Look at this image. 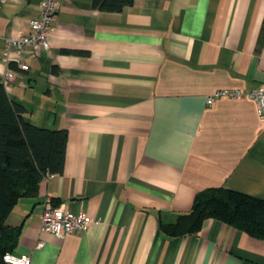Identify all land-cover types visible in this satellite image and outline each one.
I'll use <instances>...</instances> for the list:
<instances>
[{
	"label": "crops",
	"instance_id": "0c3cea01",
	"mask_svg": "<svg viewBox=\"0 0 264 264\" xmlns=\"http://www.w3.org/2000/svg\"><path fill=\"white\" fill-rule=\"evenodd\" d=\"M39 3L0 5V82L30 122L66 129L65 159L12 207L10 253L31 264H264V238L221 220L178 236L160 227L207 187L264 199V116L246 98L207 102L264 77V0H132L120 11L60 0L49 48L28 47V69L13 62L5 79V40L28 32ZM46 199L90 225L42 231Z\"/></svg>",
	"mask_w": 264,
	"mask_h": 264
},
{
	"label": "trees",
	"instance_id": "16d2710c",
	"mask_svg": "<svg viewBox=\"0 0 264 264\" xmlns=\"http://www.w3.org/2000/svg\"><path fill=\"white\" fill-rule=\"evenodd\" d=\"M92 2L100 10L120 11L132 0ZM61 51L86 53L78 49ZM9 66L15 67L13 62ZM25 112L26 108L8 96L0 82V264H6L3 255L14 249L20 233V226L6 222L12 207L23 196H35L45 175L61 173L65 159L66 129L37 126L24 117ZM207 218L264 238V199L222 186L198 191L189 211L160 227L172 236L191 234L197 232Z\"/></svg>",
	"mask_w": 264,
	"mask_h": 264
},
{
	"label": "built area",
	"instance_id": "2783aa9c",
	"mask_svg": "<svg viewBox=\"0 0 264 264\" xmlns=\"http://www.w3.org/2000/svg\"><path fill=\"white\" fill-rule=\"evenodd\" d=\"M5 1L0 0V5ZM39 7V15L29 21L27 33H19L16 37H7L5 40L6 61L8 63L5 79L9 77L12 71L9 66L11 62H15L22 70L28 69V65L19 59L28 47L38 50L49 48L48 36L52 32L53 21L60 7V0H40ZM219 97L253 100L257 105L260 115L264 116V77L257 86L247 91L237 88L215 90L207 97V102L212 103ZM51 176L52 174H47L44 176V179H48ZM90 223L91 219L84 210L72 212L62 205H54L50 199H46L40 214V229L50 232L57 237H63L75 231H85ZM41 244L42 242L38 245ZM3 261L6 264H31L30 256L24 253L14 255L6 252L3 255Z\"/></svg>",
	"mask_w": 264,
	"mask_h": 264
}]
</instances>
